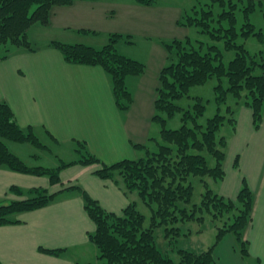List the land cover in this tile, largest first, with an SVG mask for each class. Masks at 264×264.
<instances>
[{
  "label": "crops",
  "instance_id": "1",
  "mask_svg": "<svg viewBox=\"0 0 264 264\" xmlns=\"http://www.w3.org/2000/svg\"><path fill=\"white\" fill-rule=\"evenodd\" d=\"M104 2L74 0L70 5L56 6L51 12L50 24L57 29L98 32L95 27L87 26H96L92 20L99 14L108 15L116 10L111 3L103 8ZM153 5L130 0L125 6L130 25L143 17H151L147 9H153ZM111 34L115 33L110 31ZM63 38L67 43L78 42L68 40L66 35ZM52 42L34 46V51L20 50L0 61V101L10 104L22 128L36 134L44 145L39 147L52 151L48 144L51 141L63 150L56 155L59 160L55 167L70 163L62 167L61 181L56 185L48 176L0 167V201L23 199L30 189L37 187L56 193L48 206L19 213L15 217L17 222L0 225L1 264L95 262L98 249L89 234L96 230V224L86 211L82 190L78 187L109 212L120 214L130 203L138 201L118 177L105 179L97 175L100 163L78 162L84 154L80 143H85L86 150L103 163L113 164L143 156L145 151L137 145L150 144L151 138L158 137V124L153 120L156 113L153 83L145 81L143 98L122 110L114 96L112 78L102 66L69 63ZM90 42L86 43L95 44L94 40ZM132 42L131 39L117 42L118 51L131 57L132 51L120 46H130ZM133 82V77L126 78L128 88ZM233 108L235 127L230 124L231 131L223 134L227 140L225 177L219 180L211 177L213 180L206 179V182L214 192L231 199H236L244 183L251 187L252 219L243 231L249 253H241L236 235L229 232L216 245L214 254L218 264H264V104L260 128L254 126L253 110L248 104L236 103ZM7 144L27 165L48 167L40 163L42 157L29 152L26 145L30 142L7 141ZM69 150L77 157L66 159ZM12 186L21 188L25 195L12 193ZM41 248L61 251L55 255Z\"/></svg>",
  "mask_w": 264,
  "mask_h": 264
},
{
  "label": "trees",
  "instance_id": "2",
  "mask_svg": "<svg viewBox=\"0 0 264 264\" xmlns=\"http://www.w3.org/2000/svg\"><path fill=\"white\" fill-rule=\"evenodd\" d=\"M137 1L145 5L155 2V0ZM73 2L74 0H0V61L20 50L34 51L35 47L28 34L30 27L37 22L49 24L54 7L70 5ZM236 6V3L231 4L230 10L220 15L222 19L230 20L232 25L226 29L216 30L217 33L219 31L226 33L229 39H235L239 35L233 23L236 20ZM253 9L254 6L246 7L245 12L248 14ZM187 18L189 23L203 27L204 32L209 30L213 12L212 9H205L201 17L188 15ZM242 35L244 37L257 35L260 40H264L262 31L258 32L249 18L243 26ZM121 37V34H112L109 42L99 49L84 43L69 44L53 41L52 45L62 52L69 63L102 66L112 78L113 92L119 108L126 110L133 101L126 78L129 75L142 73L145 64L118 51L116 43ZM233 46L237 52L226 67L222 51L216 44L209 45L208 51L203 53L200 49L194 47L188 49L178 42L179 60L162 70V83L158 88L155 102L156 113L153 120L160 125V135L151 138L150 144L137 145L145 151L143 156L106 164L87 151L85 143H80L82 146L80 150L84 149V154L78 162L100 163L101 168L96 173L105 179H113L116 171H121L127 188L138 190L141 198L152 211V224L146 228L145 214L138 209L136 202L130 203L120 214L109 212L82 187H78L82 190L86 211L96 224V230L89 236L98 249V256L91 264H175L172 257L168 253H163L158 247L155 228L166 226L170 244L175 246L181 235V227L175 224L181 220L194 218L202 223L205 217L197 216L196 212L200 208L207 210L211 206L208 203L211 202L212 196L215 200L219 199L223 208L234 207L236 203L243 204L244 214L229 227H219L216 241L207 249L198 251L178 248L180 264H218L214 254L215 247L229 232L236 235L241 253L243 255L249 253L247 241L243 239V231L252 219L254 196L251 187L244 183L236 199L225 198L214 192L205 178L209 176L219 180L225 177L227 140L221 137L218 142L221 146H219L216 142V134L225 119L220 108L226 103L228 93L233 92L238 97L242 96L243 88L249 89L251 101H247L246 104L253 110L254 126L260 128L263 121L264 72L261 74L256 72L255 54L243 44ZM261 65L264 66V63ZM225 74L230 85L227 88L221 84L215 87L219 110L207 120L206 125L198 121V117L206 113V105L201 97L195 98L192 111H184V108L176 103L177 99L188 93L191 86L204 84L212 75L221 78ZM179 111L183 112L182 126L177 129L168 128V119ZM235 121L234 118L231 124L234 127ZM7 141L30 142L44 146L31 129L25 130L20 126L10 104L0 101V167L21 173L48 176L51 183L56 184L61 181L62 167L70 165V163L63 164L55 168L29 166L9 149ZM190 176H201L206 186L201 205L194 204L191 210L189 205L192 202L194 185L189 180ZM10 191L19 196L25 195L17 186H12ZM55 196L56 193L37 187L30 189L27 197L23 199L0 202V225L17 222L15 217L19 213L48 206ZM214 207L220 214L221 209L215 202ZM227 210L223 209V211ZM170 224L174 225L170 227ZM41 250L55 255L61 251L46 248Z\"/></svg>",
  "mask_w": 264,
  "mask_h": 264
},
{
  "label": "rangeland",
  "instance_id": "3",
  "mask_svg": "<svg viewBox=\"0 0 264 264\" xmlns=\"http://www.w3.org/2000/svg\"><path fill=\"white\" fill-rule=\"evenodd\" d=\"M92 1H105L103 8L110 3L113 4L111 7L116 8L115 11L108 13V15L101 13L97 18L93 19V24L96 26H87L95 27L98 32L95 30H78L76 28L67 29L64 27H59L57 29L56 26H52L50 23L44 25L37 22L34 23L28 31L30 40L34 46L41 47L44 44L46 45L48 41H62L61 39L66 35L68 40L72 39L78 41L75 43L88 44L91 43L90 41L94 40L95 44L92 46L99 49L109 41V37L112 35H110V31L116 34L125 33L122 35L120 40H118V42H125L128 39L133 40V42L130 46L121 44L120 47H123V49L128 51H132L131 55L134 56V59H137L145 64V70L142 73L129 75V77L131 76L134 78L133 84L131 83L129 87L133 97L132 105L134 100L139 102L143 98V84L145 81L153 83L152 93L154 95L155 90V97L157 99L158 88L162 83V70L173 63H177L179 60L178 42L187 46L188 49L191 47L198 50L200 49L203 53L208 51L209 45L216 44V46L222 51L223 61L226 67L229 66L231 60L235 57L237 52L233 45L243 44L246 49H248L252 54H255L256 72L258 74L264 72V66L261 65L264 63V40H260L257 35H250L249 37H244L242 35L243 26L248 18L256 26V30L258 32L262 31L264 34V0H218L216 2L213 0H155L153 3L154 5L152 4L153 9H147L150 11L149 16L151 15V17L148 19L143 17L142 20H139L133 25H130V21L126 18V13L128 11H126L125 6L130 3V0ZM235 3L237 4L235 11L236 20H234L233 23L234 26H236V30L239 32V35L235 39H229V37L225 35L226 33L221 31L217 33L216 30L218 28L226 29L232 25L230 20L227 18L222 19L220 15L223 12L230 10L231 4ZM253 6V11L247 14L245 12L246 7ZM128 9H130V7ZM205 9H212L213 18L209 24V30L203 32V27L189 23V18H187V16L192 15L201 17L202 12ZM210 31L212 32V36ZM213 34L215 36H213ZM106 37H108V41L106 40ZM75 43L73 42L69 44ZM117 44L118 43H116V47ZM218 84L227 88L230 85L228 76L225 74L219 78L217 75H212L204 84L191 86L188 93L182 98L177 99L176 103L182 106L184 111H192L195 104V98L201 97L206 105V113L200 118L198 117V121L203 123V125H206L207 120L213 117L219 110L216 102L215 89ZM250 93V90L246 88L242 89V96L237 97L233 92L228 93L226 103L221 105L220 108V111L224 114L225 119L216 134L217 143L221 137H224V133L230 132L232 129L230 124L233 123L235 118L233 105L236 103H246L249 100L251 101ZM182 113L183 112L179 111L170 117L167 122V127L172 129L180 128L183 124ZM190 125H192L191 122ZM156 126V135L159 136L160 125ZM44 139L47 140L46 138ZM51 143V141L48 142V144L51 145L50 147L53 148L52 151L31 143L26 146H28L27 148H29V152H33L43 158V161L40 162L41 164L48 167H55V165L58 166L57 162L59 160H56V155L58 156V154L63 152V150L57 147L56 144ZM218 145L221 146L219 143ZM65 157L66 159H74L77 156L74 152L72 153L69 150ZM213 162L214 161L212 159V163ZM116 177L122 180L127 188L125 178L121 171H116L114 178ZM205 178L213 180L209 176ZM189 180L194 185L192 202L191 205H189L191 210L193 209L194 204L199 206L201 205L203 194L206 191V186L203 183L201 176H190ZM127 190L129 189L127 188ZM129 191L134 192V199L138 201L136 202L137 207L145 214L144 227H150L152 224L151 208L143 201L138 190L135 189ZM3 201L5 203L8 202V200H2L0 202ZM210 201L211 202L208 204H211V206L207 210L200 208L196 212L197 216L205 217V219L203 218L204 221L202 223L198 219L194 218L181 220L179 223L175 224L176 226L181 227V235L178 237V242L175 243V246L170 244V238L167 236L166 226H158L155 228V237L158 247L163 251V253H168L174 260L175 264H180L181 261L177 250L178 248H191L198 251L207 249L216 239V233L218 232L219 227H229L237 220H240L244 214L243 204L236 203L234 207L223 208L221 207L223 205L220 204L218 198L215 200L212 196ZM214 202L219 205L221 209L220 214L215 211L216 208L214 207ZM223 209L228 210L223 211ZM172 225L174 224H170L169 226L172 227Z\"/></svg>",
  "mask_w": 264,
  "mask_h": 264
},
{
  "label": "bare ground",
  "instance_id": "4",
  "mask_svg": "<svg viewBox=\"0 0 264 264\" xmlns=\"http://www.w3.org/2000/svg\"><path fill=\"white\" fill-rule=\"evenodd\" d=\"M81 149V148H80Z\"/></svg>",
  "mask_w": 264,
  "mask_h": 264
}]
</instances>
